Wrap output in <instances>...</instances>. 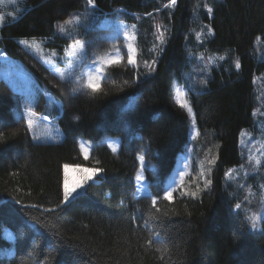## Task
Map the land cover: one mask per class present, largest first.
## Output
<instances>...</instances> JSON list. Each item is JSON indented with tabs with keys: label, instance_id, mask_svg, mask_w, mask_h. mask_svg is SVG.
<instances>
[{
	"label": "trees",
	"instance_id": "trees-1",
	"mask_svg": "<svg viewBox=\"0 0 264 264\" xmlns=\"http://www.w3.org/2000/svg\"><path fill=\"white\" fill-rule=\"evenodd\" d=\"M20 1L0 54L61 104L59 116L38 96L34 110L63 140L34 143L22 96L0 82V264H264V209L255 230L250 219L264 204V0ZM107 20L135 27V66ZM77 40L85 57L67 82L20 46L61 54ZM178 157L183 181L165 200ZM65 165L101 174L67 204Z\"/></svg>",
	"mask_w": 264,
	"mask_h": 264
},
{
	"label": "rangeland",
	"instance_id": "rangeland-1",
	"mask_svg": "<svg viewBox=\"0 0 264 264\" xmlns=\"http://www.w3.org/2000/svg\"><path fill=\"white\" fill-rule=\"evenodd\" d=\"M22 10L23 7L20 0H0V18H2L0 19V27L4 22L17 18L22 13ZM103 26L109 27L115 30L116 32L120 33L123 37L127 53H128L127 46L130 44L134 49V56H135L134 26L127 25L121 22L110 21V20L103 22ZM74 44L76 43H73L72 45ZM21 45L26 53H28L30 56L36 59L52 75H54L56 78H58L61 81H64L72 76V74L75 72L76 68L79 66L84 56L83 48L81 49L79 48V46H77L76 48L77 54L74 57L71 55L73 51L72 45H70L66 49L65 53L62 56H57L54 53L43 52V50L41 49V45L38 43L22 42ZM6 61L8 60H5V57L4 58L0 57V63H3L0 66V78H3L4 80L5 79L8 80L7 83L11 88V90L19 93L24 97L25 102L23 109L21 108V106L19 107L20 110L23 112V117L27 125L28 109L34 111L35 96L37 91L31 88L32 80H30L28 73L18 63L12 62L13 64L9 66L7 63H5ZM20 74H22L21 77ZM61 75L63 76V79H61ZM181 92L183 91L182 90L178 91L175 96L176 103L180 106L181 104H185L184 100L182 103L178 102V96L181 94ZM46 98L50 100L51 95L47 94ZM20 104H22V102ZM189 116H192V114L189 113ZM31 119L33 120V126H32V130L29 131V134L34 143L59 144L62 142L63 136L58 126L55 123L53 122L44 123L39 115H36L35 117H31ZM190 131H192V128H190ZM62 174L64 177V167L62 168ZM70 175H80V174L70 173ZM97 175H99L98 172L96 176ZM93 179L88 181L83 186V188H85L89 182H92ZM83 188L78 189L77 192H79ZM75 195L76 194L74 193V196ZM256 207L258 206L256 205ZM262 210H263V204L260 203L258 212L253 211L251 213V217L258 218Z\"/></svg>",
	"mask_w": 264,
	"mask_h": 264
},
{
	"label": "snow or ice",
	"instance_id": "snow-or-ice-1",
	"mask_svg": "<svg viewBox=\"0 0 264 264\" xmlns=\"http://www.w3.org/2000/svg\"><path fill=\"white\" fill-rule=\"evenodd\" d=\"M177 0H170V3L168 5H165V7H169V6H174L176 5ZM87 4L93 8H95V3L94 0H87ZM209 13L212 12V8H208ZM2 19V18H0ZM61 31H63V29H61ZM77 46H79V48H83V45L81 44L80 41H76V44L72 45L73 51L71 53L72 56H76V48ZM128 53H127V63L129 65H135L136 64V59L134 56V49L132 47V45H128ZM121 57L116 56L113 57L111 59H109L107 61V63L109 65H119L121 63ZM236 67L239 68L240 65L239 63L236 64ZM95 72L96 73H102L103 69L100 67H96L95 68ZM61 79H63V76L61 75ZM99 76L94 77L93 75H89V79H88V84L87 87H89L93 92H96L100 85H99ZM96 81V82H94ZM75 91V89L73 90ZM185 93L181 92V96H184ZM182 107L185 106V104H181ZM189 111H191V109L189 108ZM37 115V113L35 111H32L31 109H28V119H27V130L31 131L32 130V126H33V120L31 119V117H35ZM44 119H47V117L45 116ZM83 148V145H82ZM115 151V149H113ZM85 158H87V153H85ZM138 159L141 162V165L143 166L144 164V160L145 157L143 155H140L138 157ZM257 163H259L257 161ZM99 170L97 169H90V168H70L69 165H65L64 166V177H63V203H70L71 200L75 199V196L73 195L75 194H79L77 192L78 189L83 188V186L90 180L93 179V177L97 174ZM70 173H79L80 175H70ZM136 181L138 182L137 184V192L138 193H143L144 191H146V189L144 188V176L141 174H137L135 177ZM181 181H183V174H181L180 176ZM211 183V181H207L206 185ZM193 195H195V193H193ZM163 198L165 200H172L173 198V192L171 190H165L164 192V196ZM151 204L153 207L156 206V199L155 198H151ZM236 209L239 210L241 205L240 204H236L235 205ZM158 210V209H157ZM150 219H155V217L150 216ZM252 220L251 223V227L253 230L256 229L257 225L255 223L256 217H251L250 218ZM157 236H159V233H157ZM152 241H149V244L151 245Z\"/></svg>",
	"mask_w": 264,
	"mask_h": 264
},
{
	"label": "bare ground",
	"instance_id": "bare-ground-1",
	"mask_svg": "<svg viewBox=\"0 0 264 264\" xmlns=\"http://www.w3.org/2000/svg\"><path fill=\"white\" fill-rule=\"evenodd\" d=\"M264 58V57H263Z\"/></svg>",
	"mask_w": 264,
	"mask_h": 264
}]
</instances>
